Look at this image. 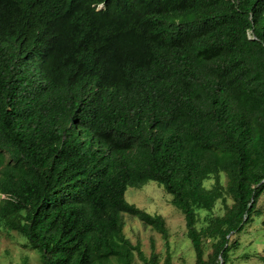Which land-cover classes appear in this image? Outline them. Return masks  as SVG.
Listing matches in <instances>:
<instances>
[{
	"label": "trees",
	"instance_id": "1",
	"mask_svg": "<svg viewBox=\"0 0 264 264\" xmlns=\"http://www.w3.org/2000/svg\"><path fill=\"white\" fill-rule=\"evenodd\" d=\"M148 180L194 264H226L261 215L264 0H0V221L43 264H159L123 233L126 212L168 238L125 198Z\"/></svg>",
	"mask_w": 264,
	"mask_h": 264
},
{
	"label": "rangeland",
	"instance_id": "2",
	"mask_svg": "<svg viewBox=\"0 0 264 264\" xmlns=\"http://www.w3.org/2000/svg\"><path fill=\"white\" fill-rule=\"evenodd\" d=\"M226 179L225 175H221L224 185ZM212 182V179L207 180L204 186L210 187ZM125 198L150 214L163 216L169 231L166 244L161 234L151 226L143 224L136 216L122 213L123 232L132 244L138 243L148 258L153 243L159 264L164 263L166 255L170 258V264H194L195 254L190 239L186 235L183 214L171 204V195L165 192L159 183L148 180L140 188L128 186ZM226 202L227 205L232 203L229 198ZM256 207L261 211V215L254 218L253 222L248 224L243 231L229 238V242L236 240L237 245L229 250L226 264H264V227L261 224L264 219V193L260 196ZM224 212V204L220 200L216 202L211 211L198 210L197 227ZM203 251V258L206 260L211 252V241L204 242ZM133 253L130 264H144L136 251ZM0 264H43L39 252L29 246L27 239L17 231L8 229L2 221H0ZM103 264H118V262L115 258H111Z\"/></svg>",
	"mask_w": 264,
	"mask_h": 264
},
{
	"label": "clouds",
	"instance_id": "3",
	"mask_svg": "<svg viewBox=\"0 0 264 264\" xmlns=\"http://www.w3.org/2000/svg\"><path fill=\"white\" fill-rule=\"evenodd\" d=\"M210 180V179H209ZM213 180V179H212ZM207 181V180H206ZM213 183V182H212ZM211 183V184H212ZM207 188H209V187H207ZM1 194V193H0ZM2 195V198H5L6 196L4 195V194H1ZM170 202H171V199H170ZM172 204V203H171ZM173 205V204H172ZM145 211V210H144ZM181 212V211H180ZM123 213H126V212H123ZM122 214V213H121ZM131 215V214H130ZM158 215H160V214H158ZM123 217V216H122ZM163 217V216H162ZM164 218V217H163ZM183 218H184V216H183ZM124 221V220H123ZM164 221H165V219H164ZM142 222V221H141ZM166 222V221H165ZM143 223V222H142ZM184 223H185V220H184ZM144 224V223H143ZM165 225H166V228H167V232H168V237H169V231H168V227H167V224L165 223ZM123 227H124V225H123ZM154 229V228H153ZM124 233V232H123ZM125 235V234H124ZM162 237V236H161ZM168 239V238H167ZM167 239H165V240H167ZM136 244H138V243H136ZM140 246V245H139ZM154 246V245H153ZM151 247V246H150ZM141 249V248H140ZM142 251V250H141ZM151 251H152V247H151ZM153 252H154V247H153ZM151 253V252H150ZM155 253V252H154ZM143 254H144V252H143ZM150 255V254H149ZM144 256H145V254H144ZM146 257V256H145ZM147 258V257H146Z\"/></svg>",
	"mask_w": 264,
	"mask_h": 264
}]
</instances>
